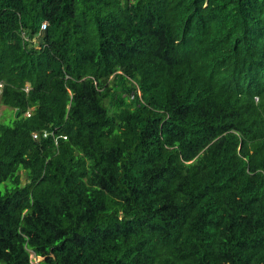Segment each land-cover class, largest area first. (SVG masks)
Listing matches in <instances>:
<instances>
[{
  "label": "trees",
  "instance_id": "1",
  "mask_svg": "<svg viewBox=\"0 0 264 264\" xmlns=\"http://www.w3.org/2000/svg\"><path fill=\"white\" fill-rule=\"evenodd\" d=\"M0 82V264H264V0H0Z\"/></svg>",
  "mask_w": 264,
  "mask_h": 264
},
{
  "label": "rangeland",
  "instance_id": "2",
  "mask_svg": "<svg viewBox=\"0 0 264 264\" xmlns=\"http://www.w3.org/2000/svg\"><path fill=\"white\" fill-rule=\"evenodd\" d=\"M0 113H1V119H3L4 121H9L12 115L11 109L3 105H0Z\"/></svg>",
  "mask_w": 264,
  "mask_h": 264
},
{
  "label": "built area",
  "instance_id": "3",
  "mask_svg": "<svg viewBox=\"0 0 264 264\" xmlns=\"http://www.w3.org/2000/svg\"><path fill=\"white\" fill-rule=\"evenodd\" d=\"M45 27V23L42 24V28ZM1 88H2V83L0 82V91H1ZM25 90H27V88H25ZM29 115V113H27ZM48 133L46 131L43 132V135L46 136ZM33 137L36 138L37 137V133H34L33 134Z\"/></svg>",
  "mask_w": 264,
  "mask_h": 264
},
{
  "label": "water",
  "instance_id": "4",
  "mask_svg": "<svg viewBox=\"0 0 264 264\" xmlns=\"http://www.w3.org/2000/svg\"><path fill=\"white\" fill-rule=\"evenodd\" d=\"M19 112V109H16L15 112H14V115L16 116ZM23 183H25V181H23Z\"/></svg>",
  "mask_w": 264,
  "mask_h": 264
}]
</instances>
